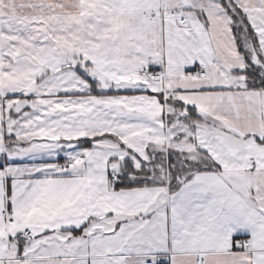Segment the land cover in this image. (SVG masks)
Segmentation results:
<instances>
[{"label":"snow or ice","instance_id":"1","mask_svg":"<svg viewBox=\"0 0 264 264\" xmlns=\"http://www.w3.org/2000/svg\"><path fill=\"white\" fill-rule=\"evenodd\" d=\"M0 264H264V0H0Z\"/></svg>","mask_w":264,"mask_h":264}]
</instances>
